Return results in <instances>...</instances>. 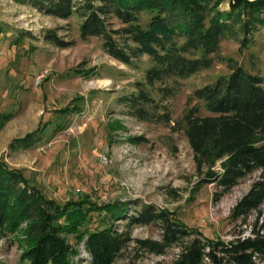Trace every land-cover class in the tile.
<instances>
[{
  "label": "rangeland",
  "instance_id": "obj_1",
  "mask_svg": "<svg viewBox=\"0 0 264 264\" xmlns=\"http://www.w3.org/2000/svg\"><path fill=\"white\" fill-rule=\"evenodd\" d=\"M219 8L227 9L228 2L222 1ZM150 15L139 11L138 24L144 27ZM81 20L76 13L58 18L0 0V113H11L0 126V159L20 169L29 185L58 204L80 198L97 205L138 200L173 211L176 219L207 238L228 241L252 229L264 235V199L245 216H231V207L259 172L245 175L227 191L202 181L205 168L195 167L181 119L196 103L192 90L228 74L233 62L260 75L264 87V24L252 31L246 46H240L239 32L221 39L209 68L147 85L143 74L151 62L146 55L131 65L117 62L102 52L99 37L79 38ZM120 25L109 19V28ZM48 32L59 45L44 38ZM139 89L151 97V112L158 108L167 120H141L131 114L123 98ZM65 107L69 110L59 112ZM37 127L42 128L37 142L26 148L9 147L12 139ZM212 170L220 171L219 161ZM133 207L128 205L126 214ZM109 221L103 212H91L82 228H101ZM111 223L117 231L125 228L123 219ZM157 232L151 225H135L129 235L154 239ZM22 237L20 232L0 231V264L18 263ZM66 238L73 243L70 236ZM130 248L131 243L113 264H127L133 255ZM77 249L71 257L74 264L87 258L82 245ZM177 252L173 245L163 255L143 253L138 259L167 263Z\"/></svg>",
  "mask_w": 264,
  "mask_h": 264
},
{
  "label": "trees",
  "instance_id": "obj_2",
  "mask_svg": "<svg viewBox=\"0 0 264 264\" xmlns=\"http://www.w3.org/2000/svg\"><path fill=\"white\" fill-rule=\"evenodd\" d=\"M12 1L58 18L76 13L82 18L79 38L99 37L102 52L123 65H131L133 59L146 55L151 62L143 74L147 85L170 77L183 79L209 68L218 56L221 39L239 32V44L246 46L252 31L264 24V0ZM222 1L228 2L225 10L219 8ZM142 10L151 14L144 27L137 22V13ZM111 18L121 25L109 28ZM44 38L59 45L51 32ZM162 90L170 93L166 88ZM191 98L196 103L184 111L181 119L195 167L205 168L206 177L201 180L214 182L227 191L245 175L259 172L231 207V216H245L264 199L262 78L233 62L228 74L193 89ZM123 101L138 119L167 120L156 111L158 108L151 112L153 101L142 89ZM68 110L65 107L59 112ZM10 117L11 113H0V126ZM41 131L37 127L14 138L9 147L26 148L40 139ZM216 161L219 172L212 170ZM130 204L134 206L132 213L126 214ZM91 212H103L110 223L101 228H82ZM117 219L125 221L124 230L117 231L111 225V220ZM21 223L24 225L19 230ZM135 225L154 226L157 237L131 238L130 227ZM0 231L22 234L23 248L17 264H74L71 257L78 253V245H82L87 258L76 264H113L129 243L133 255L127 264H155L138 258L143 253L163 255L173 245L178 246V252L161 264H264V235L257 230L223 241L202 236L196 228L176 219L173 211L138 200L97 205L80 198L58 204L29 185L20 169L8 167L1 159ZM66 236L73 239L72 244Z\"/></svg>",
  "mask_w": 264,
  "mask_h": 264
},
{
  "label": "built area",
  "instance_id": "obj_3",
  "mask_svg": "<svg viewBox=\"0 0 264 264\" xmlns=\"http://www.w3.org/2000/svg\"><path fill=\"white\" fill-rule=\"evenodd\" d=\"M39 77H40V75H37V76L35 77V80H34L35 83H37V82L39 81ZM102 158L104 159V157H102Z\"/></svg>",
  "mask_w": 264,
  "mask_h": 264
}]
</instances>
